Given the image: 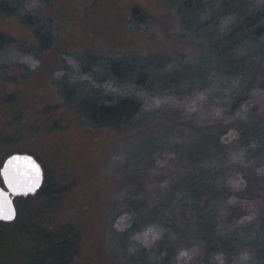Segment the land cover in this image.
<instances>
[{
	"label": "rangeland",
	"instance_id": "374dc122",
	"mask_svg": "<svg viewBox=\"0 0 264 264\" xmlns=\"http://www.w3.org/2000/svg\"><path fill=\"white\" fill-rule=\"evenodd\" d=\"M172 1L50 0V4L44 5L30 0L28 8L53 21L57 43L38 60L18 50L0 54V64L8 66L12 76L9 80L0 79V167L10 154L27 153L37 158L61 185L72 184L57 202L58 210L45 223L74 225L81 235L76 264H124L123 255L110 244L113 235L109 233L128 225V217L135 210L131 201L149 204L162 200L169 188L197 165L225 167L230 176L228 181L243 188L250 176L264 185V142L244 143L233 126L232 132L222 137L227 145L221 158L206 157L191 163L181 155L197 139L200 127L222 121L221 107L233 94L243 92L248 82L253 81L247 89L249 102L241 106L234 120H252L257 115L253 109L261 111L264 37L256 43L245 42L237 49V55L245 59L247 67L242 75L229 77L213 63L214 45L226 33L229 17L220 13L215 16L220 9L215 0H201L205 2L204 12H197L199 0H177L186 10L184 16H178L177 5ZM250 1L258 5L263 0ZM212 3L216 9L211 7ZM133 6L140 7L152 23L129 32L127 23ZM206 19L211 24L205 25ZM0 31L16 42L34 44L30 30L14 17L0 16ZM49 42L47 37L44 43ZM84 51L143 56L153 61L149 64L151 70L182 83L173 91L156 90L147 94L139 90L145 120L134 129L92 131L84 128L72 112L81 97L72 98L70 105L65 106L57 89L63 80V65L75 67L74 56L82 57ZM66 73L73 80H87V76L71 70ZM204 75L207 76L203 87L197 81ZM12 78L17 82H12ZM104 90L124 92L122 86L112 83L105 85ZM84 91L81 87L79 93ZM158 139L166 142L170 151L157 155L151 165L133 163L143 156L146 158L152 149L149 142ZM179 210L186 219L181 228L188 231L181 237L169 235L166 242L180 248L175 264H186L193 260V252L186 247L194 240L195 215L191 209ZM20 214L23 219L32 216L31 205H25ZM215 214L221 218L222 212ZM246 223L234 228L236 237L230 244L233 250L227 257L214 256L216 263L228 259L232 264H263L264 225L249 219ZM223 228L232 229L217 226L219 230ZM256 232L257 244L247 245ZM159 236L160 231L148 227L133 238L138 245L148 248L157 244ZM20 237L15 227L0 228V264H16L20 254L30 247L28 243L21 244Z\"/></svg>",
	"mask_w": 264,
	"mask_h": 264
},
{
	"label": "trees",
	"instance_id": "16d2710c",
	"mask_svg": "<svg viewBox=\"0 0 264 264\" xmlns=\"http://www.w3.org/2000/svg\"><path fill=\"white\" fill-rule=\"evenodd\" d=\"M38 1L44 5L50 4V0ZM29 2L30 0H22L18 3H15V0H0V16L19 20L30 30L34 39V44L26 45L14 41L0 31V54L5 50H18L38 60L41 54L57 43L58 36L52 29L53 21L28 8ZM172 2L177 5L178 16H184L186 10L177 4V0ZM215 2L218 4L217 8H220L219 12H215V16H219V13L228 16L229 22L223 40L214 45L213 63L220 72L229 77H238L247 66L244 64L245 59L237 55V49L245 42L256 43L264 37V0L258 5L251 3L250 0H215ZM212 4L211 7L216 9L214 3ZM204 7L205 2L199 0L197 12H204ZM151 23V18L140 7L131 8L127 23L129 32L142 30ZM208 24L211 23L206 19L205 25ZM47 37L50 39L48 44L44 43ZM74 59L75 67L63 65L65 70L63 80L57 89L65 106L70 105L72 98L81 97V101L76 103V108L72 107V112L84 128L92 131L134 129L145 120L142 110L143 97L137 94L139 90L147 94L156 90L173 91L182 83V80L177 81L171 76L165 78L157 71L151 70L149 64L153 61L143 56L84 51L82 57L74 56ZM8 70H10L8 66L0 64V75H7L6 78L0 79L9 80L8 78L12 77ZM70 70L87 76V80L79 82L71 79L66 73ZM206 76L200 78L197 83L203 85ZM11 80L17 82L13 78ZM109 83L122 86L124 92L104 90V86ZM252 83L253 81L247 83L244 93L233 94L227 103H224L221 107L224 110L222 121L218 120L207 125L208 127L202 126L200 130L198 129L200 134L194 143L182 150L183 157L186 156L191 163H198L200 159L206 157L221 158L227 145L222 137L232 132V126L244 143L255 140L264 142L263 104L261 111L253 109L257 113L255 119L238 122L234 120V115L241 106L249 102L247 89ZM81 87L85 89L82 94L79 93ZM183 125L188 126L186 123ZM149 143L152 149L148 157L143 156L133 163L151 165L157 155L170 151L166 142L161 139ZM37 161L39 162L38 159ZM42 168L44 179L41 187L32 195L15 197L14 201L17 205L14 204L19 215L17 213L16 218L11 222L0 221V228L15 227V230L20 232L21 244L30 245L20 254L16 264H76L81 248V235L74 225L69 222H59L51 226L45 223L46 218L58 210L57 202L69 191L72 184L61 185L52 173L50 174L43 166ZM225 170L226 168L222 166L214 169L212 166L204 168L197 165L193 172L187 173L171 186L162 200L149 204L140 200L138 203L131 201L135 210L128 217V225L120 231L112 230L109 233V236L113 235V242L110 244L123 255V263L175 264L180 248L167 243L166 240L169 235L181 237L188 231L181 228V224L186 219L179 209H191L195 215L192 221V225L196 227V232L193 233L194 240L191 239L193 243L186 247L189 252H193V260L186 264H218L213 259L214 256H228L230 250H233L230 244L236 237L234 228L246 223L248 219L249 222L256 220L264 225V185L256 182L254 176H250L246 186L240 187V184L228 181L230 176ZM25 205H31L33 212V215H29L27 219H23L20 214ZM132 206H130L131 210ZM215 212H222L221 218ZM219 225H226L232 229L219 230L217 229ZM148 227L160 231V236L156 239L155 246L146 248L138 245L133 237ZM258 236L256 232L247 245L254 247L258 242ZM221 264H232V260L227 259Z\"/></svg>",
	"mask_w": 264,
	"mask_h": 264
},
{
	"label": "snow or ice",
	"instance_id": "6c2138e0",
	"mask_svg": "<svg viewBox=\"0 0 264 264\" xmlns=\"http://www.w3.org/2000/svg\"><path fill=\"white\" fill-rule=\"evenodd\" d=\"M0 177H3L4 186L10 193L28 194L39 187L41 168L32 156L15 155L0 168ZM14 215L9 194L4 191V188H0V219L11 220Z\"/></svg>",
	"mask_w": 264,
	"mask_h": 264
},
{
	"label": "water",
	"instance_id": "95a60500",
	"mask_svg": "<svg viewBox=\"0 0 264 264\" xmlns=\"http://www.w3.org/2000/svg\"><path fill=\"white\" fill-rule=\"evenodd\" d=\"M15 155H19V156L29 155V156H32V155L27 154V153H12V154H10L9 156H7V157L3 160V162H2L0 168H2V167L4 166V164L7 162V160H8L10 157L15 156ZM32 157H33V158L36 160V162L40 165V163L37 161V159H36L34 156H32ZM40 168H41V182H40V185H39V187H37V188L35 189V191L30 192V193H28V194H23V193H20V194H12V193H10L9 190L4 186V180H3V177H0V180H1V182H0V188H4V191H5L6 193L9 194L10 199H11V205H12V207H13V209H14V212H15V215H14V218H13V219H11V220L0 219V221H3V222H11V221H13V220L16 218L17 210H16V207H15V204H14V199H15V197L32 195V194H34V193H35V192L41 187V185H42V183H43V179H44V174H43V168H42L41 165H40Z\"/></svg>",
	"mask_w": 264,
	"mask_h": 264
}]
</instances>
